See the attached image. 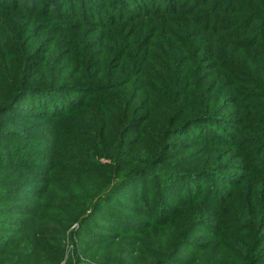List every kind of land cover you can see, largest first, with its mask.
I'll use <instances>...</instances> for the list:
<instances>
[{
  "label": "trees",
  "instance_id": "obj_1",
  "mask_svg": "<svg viewBox=\"0 0 264 264\" xmlns=\"http://www.w3.org/2000/svg\"><path fill=\"white\" fill-rule=\"evenodd\" d=\"M245 130L264 135V0H0V264L156 231L117 264H198L242 194L251 240L224 251L264 264V139L227 167Z\"/></svg>",
  "mask_w": 264,
  "mask_h": 264
},
{
  "label": "rangeland",
  "instance_id": "obj_2",
  "mask_svg": "<svg viewBox=\"0 0 264 264\" xmlns=\"http://www.w3.org/2000/svg\"><path fill=\"white\" fill-rule=\"evenodd\" d=\"M98 33L99 32H97V34ZM222 80L227 82V80H224V77H221L220 81ZM17 124L21 127L26 126L25 122L23 121L18 122ZM38 129L40 131V128ZM245 131H247L248 133L244 132L240 135V137H242V139L245 138L246 141L241 142L239 149L232 152V154L235 155V158L239 157V155H241L242 153H252L254 150H259L263 146L261 140L264 139V135L256 133L252 134L249 132V130ZM238 161L240 160H237V158L232 159L231 161H229V166H225L232 170V168H235ZM236 174L243 176L238 172ZM254 177L255 182H257L258 179H261L260 176ZM249 182H247V186L249 185ZM215 187H218V189H221V191L223 192H228L226 200L233 199L232 196L237 195L234 189L228 188V186L225 184H219ZM236 199L238 205H236V203L228 202L225 203L224 206L222 205L220 206V208L214 209L213 218H215V221L213 223L215 224V229H217L216 234L218 238L212 239L205 228L199 229L198 234L195 235V237L198 238L196 242H198L200 245V248L198 249L200 251L196 252L192 249L187 248V250L183 252V257L193 259L195 260V263L198 262V264H237L233 259L229 258L226 255L224 250L230 244L237 245L240 242H243L241 241V237H245L246 240L251 239L247 238L243 234V230L241 231V228L244 224L241 222L236 223L232 219L235 218L238 220V216L241 213V211L239 210V205L244 204L245 195H237ZM169 234L170 233H167L166 231H156L149 233L146 236L134 235L124 237L121 238L120 241H117V243H114L113 246H103L99 249H95L89 254L84 255L83 257H81V262L79 263L76 261V264H117L118 248H122V246H126V244H128V246L131 245L130 248L139 247L141 245L144 247H152L154 246V241H156L160 237L165 240L169 236ZM204 249L207 250L202 253ZM68 251H72L71 246H68Z\"/></svg>",
  "mask_w": 264,
  "mask_h": 264
}]
</instances>
